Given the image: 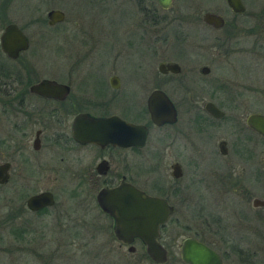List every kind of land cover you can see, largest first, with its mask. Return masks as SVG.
I'll return each instance as SVG.
<instances>
[{
  "label": "flooded vegetation",
  "instance_id": "obj_1",
  "mask_svg": "<svg viewBox=\"0 0 264 264\" xmlns=\"http://www.w3.org/2000/svg\"><path fill=\"white\" fill-rule=\"evenodd\" d=\"M89 3L102 13L125 11V38L119 40V32L97 35L100 45L91 61H83L88 52L79 57V42L70 38L78 47L69 54L75 55L72 61L38 67L27 61L15 67L0 63V165L6 175L0 182L5 188L0 224L38 257L46 255L38 249L42 232L37 231L53 228V245L58 252L63 247L55 253L72 257L76 205L85 202L91 219H105L98 228H109L129 252L138 243L153 264H165L169 257L186 264L179 255L185 237L211 248L221 264L264 262V133L251 124L253 115L264 118V74L248 77L235 68L263 60L264 0H235L237 9L229 0H170L167 7L157 0ZM46 12L50 27L65 16L63 11L61 21L48 24ZM161 21L163 39L172 36L182 53L180 63L154 61ZM98 49L103 51L99 59ZM22 52L15 58L2 54L19 60ZM122 55L127 61L119 66ZM50 65L56 70L47 71ZM42 79L58 84L54 94L30 89ZM155 90L167 103L164 118L153 119L148 109ZM57 182L69 183L60 187L63 199ZM120 183L158 199V208H170L155 236L165 250L163 263L148 256L138 236L126 243L114 236V218L101 209L96 194ZM41 192L51 201L30 208L28 198Z\"/></svg>",
  "mask_w": 264,
  "mask_h": 264
},
{
  "label": "rangeland",
  "instance_id": "obj_2",
  "mask_svg": "<svg viewBox=\"0 0 264 264\" xmlns=\"http://www.w3.org/2000/svg\"><path fill=\"white\" fill-rule=\"evenodd\" d=\"M57 7L64 11L63 21L55 27H50L45 22V12L49 8ZM124 14L125 11L119 9L109 10L106 13H102L98 7L93 3H89V0H0V30L7 21H14L20 25L26 35L29 38V46L24 52H22L20 59L10 60L0 51V63L6 62L15 67L19 61L33 62L38 67V63H58L74 60V56L71 58L69 54H73V51H77L78 47L75 44L76 40H72V44L69 43L70 38H76L79 42V57L81 54L87 53L84 56L83 61H91L94 58L95 48L99 47V37L103 36L105 32L114 33L119 32V40L124 39ZM44 18V19H43ZM43 19V20H42ZM118 23V24H117ZM176 23V22H173ZM113 24V25H111ZM172 24V23H171ZM115 25H118L117 27ZM90 30L94 36H90ZM165 26L161 21L156 25L155 32V59L157 62L160 59H173L177 62H181L178 57L182 56L180 49L172 43L173 37L167 36L164 40ZM98 40V43L95 42ZM74 42V43H73ZM172 43V45H171ZM97 44V45H96ZM103 44H101L102 49ZM98 49L95 57L100 58L103 51ZM177 56V57H176ZM141 60L146 61V55L141 54L139 56ZM127 60L124 55L117 58L116 62L121 66ZM128 61H134L133 59ZM244 62V60L241 59ZM237 70L246 72L249 77L261 76L264 74V57L258 65H248L244 68L241 64L235 66ZM47 71H55V65H50L46 68ZM263 70V71H262ZM260 72V73H259ZM4 117L0 115V134L4 130ZM68 182L54 183L56 191L59 193V199L62 198V191H60L61 185ZM47 184L44 182V185ZM53 186V185H52ZM55 189V187H52ZM5 188L0 186V217L4 213V193ZM16 197L15 194L12 196ZM20 200V199H19ZM76 205V229L74 244H69L72 254L70 257L67 255V251H63V256L58 255L62 253L58 252V248L53 245V239L57 235L53 228L44 227L43 230L37 231V234L42 232V237H38V249L44 252L43 257H38L32 252L25 250L20 237L16 234L9 236L6 232L3 224H0V264H153L148 258L142 256V246L138 243L135 244V250L129 252L126 246L118 245V242L111 236L109 228H98L97 225L103 227L105 219L101 216L97 219H91V213L89 210L85 211L82 207L85 202H78ZM90 214V215H89ZM180 217V214H178ZM194 220L192 215H188V221ZM79 227V228H77ZM105 227V226H104ZM62 230V229H61ZM11 238V241H10ZM43 238V239H42ZM44 240L46 243H44ZM9 241L10 251H6V243ZM43 243V245H42ZM67 246V244H64ZM56 250H55V249ZM49 251H52L53 256L48 258ZM172 255L178 256L177 246H172ZM58 252V253H55ZM123 254V257L118 255ZM58 256V258H57ZM165 264H182L180 260H175L169 257ZM226 264H241L236 261L226 260ZM251 264H259L258 261H253ZM264 264V262L260 263Z\"/></svg>",
  "mask_w": 264,
  "mask_h": 264
},
{
  "label": "water",
  "instance_id": "obj_3",
  "mask_svg": "<svg viewBox=\"0 0 264 264\" xmlns=\"http://www.w3.org/2000/svg\"><path fill=\"white\" fill-rule=\"evenodd\" d=\"M162 7H167L170 0H157ZM230 5L237 9L239 5L235 0H229ZM48 24L61 21L63 11L57 8L46 12ZM210 20V19H208ZM28 41L25 34L15 22H7L0 31V50L10 58L17 57L19 51L25 50ZM164 68V64L159 65ZM166 68L175 70L174 64H166ZM58 84L52 80L42 79L33 84L30 89L43 94H54ZM167 103L157 90L152 92L148 100V109L153 119L166 116ZM251 124L264 133V118L253 115ZM4 165H0V182L6 175ZM123 193V194H122ZM158 199L144 196L137 189L127 183H120L114 187L102 188L96 194V201L102 210L114 218L113 234L116 239L129 242L132 236H138L145 245L148 256L159 263L165 259L164 248L156 241L157 224L163 221L167 210L158 208ZM50 194L41 192L28 198L30 208L41 206L50 202ZM130 226V227H128ZM179 255L186 264H221L217 254L205 244L192 237H185L179 244Z\"/></svg>",
  "mask_w": 264,
  "mask_h": 264
}]
</instances>
